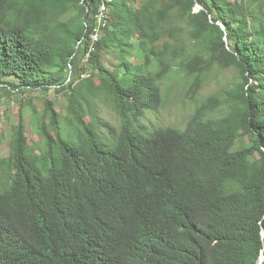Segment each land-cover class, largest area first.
Listing matches in <instances>:
<instances>
[{
  "label": "trees",
  "instance_id": "1",
  "mask_svg": "<svg viewBox=\"0 0 264 264\" xmlns=\"http://www.w3.org/2000/svg\"><path fill=\"white\" fill-rule=\"evenodd\" d=\"M102 4L107 23L93 42ZM67 7L73 21L51 26ZM173 16L189 44L178 40ZM80 57L87 90L97 79L99 96L121 118L119 132L101 123L109 143L79 129L71 76ZM215 66L236 68L241 81L198 105ZM178 78L195 103L181 127L134 126L158 111ZM43 88H71L70 118L62 128L45 103L41 161L20 119L13 127L9 156L0 159V264H259L264 0H0V92ZM220 107L223 117H209Z\"/></svg>",
  "mask_w": 264,
  "mask_h": 264
},
{
  "label": "rangeland",
  "instance_id": "2",
  "mask_svg": "<svg viewBox=\"0 0 264 264\" xmlns=\"http://www.w3.org/2000/svg\"><path fill=\"white\" fill-rule=\"evenodd\" d=\"M140 1L145 2L146 0ZM73 15L74 12L67 7L65 14L54 13L51 16L50 25L64 28L73 21ZM170 25L176 29L178 40L186 45L189 44L184 24L173 16ZM254 33L255 31L252 30L251 35ZM104 62L107 64L106 60ZM89 74L90 70L86 64V59L80 57L77 70L71 76L73 79L71 88L80 93V95L76 93V98L82 107V120L79 129L92 128L105 142L109 143V135L106 129L101 126V123L104 122L119 132L121 129V118L113 108L112 103L99 96L96 90L99 84L97 79L89 78L92 87H90V91L87 90L89 83L86 80ZM240 81L241 76L236 68L229 67L223 69L217 66L213 67L206 76L204 85L197 95L196 101L198 105H201L211 95L221 98L226 89ZM70 89L55 90L43 88L39 90H26L24 92H0V159L9 156L10 137L13 127L18 123L19 119L23 124L24 136L29 151L39 161L45 158L47 153L45 141L39 135L37 129L42 124L41 119L45 118V103L47 101L52 103V107L58 115L62 128H66V119L70 118L68 107ZM162 96V105L158 111L156 113L145 112L134 121V126L140 127L145 132H151L157 128L181 127L182 123L192 114L195 107V103L186 97L185 82L179 78L174 80L171 89L168 92H164ZM226 110L225 107H220L209 113V117L215 119L221 118L226 114ZM74 124L78 125L77 123ZM44 125L48 126V121ZM5 168L6 165H0V186L6 179Z\"/></svg>",
  "mask_w": 264,
  "mask_h": 264
},
{
  "label": "built area",
  "instance_id": "3",
  "mask_svg": "<svg viewBox=\"0 0 264 264\" xmlns=\"http://www.w3.org/2000/svg\"><path fill=\"white\" fill-rule=\"evenodd\" d=\"M106 7L104 4L100 5L96 15H95V21H96V27L94 28V32L91 35V39L93 42H96L100 36V28L104 27L106 25Z\"/></svg>",
  "mask_w": 264,
  "mask_h": 264
},
{
  "label": "water",
  "instance_id": "4",
  "mask_svg": "<svg viewBox=\"0 0 264 264\" xmlns=\"http://www.w3.org/2000/svg\"><path fill=\"white\" fill-rule=\"evenodd\" d=\"M197 9H199V7H198V6H196V10H197ZM263 259H264V255H261V257H260V261H259V264H261V263H262Z\"/></svg>",
  "mask_w": 264,
  "mask_h": 264
}]
</instances>
